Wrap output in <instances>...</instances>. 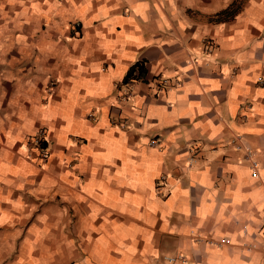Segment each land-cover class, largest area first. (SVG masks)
Segmentation results:
<instances>
[{
    "label": "crops",
    "instance_id": "0c3cea01",
    "mask_svg": "<svg viewBox=\"0 0 264 264\" xmlns=\"http://www.w3.org/2000/svg\"><path fill=\"white\" fill-rule=\"evenodd\" d=\"M233 1L0 0V264H264V0Z\"/></svg>",
    "mask_w": 264,
    "mask_h": 264
},
{
    "label": "built area",
    "instance_id": "2783aa9c",
    "mask_svg": "<svg viewBox=\"0 0 264 264\" xmlns=\"http://www.w3.org/2000/svg\"><path fill=\"white\" fill-rule=\"evenodd\" d=\"M51 86H49L50 88ZM46 132L43 128H39L36 130V132H34L30 138H29V143H33L34 145H36L38 147V156L42 159L45 160L46 156H47V149L45 147L46 144ZM237 141L239 143H237V148L242 149L244 154H245V158L249 161L250 163V167H251V174L253 177L257 176V169H258V163L252 158V151L251 149L245 145L244 143H242L241 139L237 136ZM154 141L150 142V145H154ZM207 243L209 244H224V243H228V239L226 237H222L219 240H215L214 238H208L205 240ZM249 248H253L252 246L247 247V249ZM183 261V256L181 255H177V256H170L167 257V261L170 264H176L177 261Z\"/></svg>",
    "mask_w": 264,
    "mask_h": 264
},
{
    "label": "trees",
    "instance_id": "16d2710c",
    "mask_svg": "<svg viewBox=\"0 0 264 264\" xmlns=\"http://www.w3.org/2000/svg\"><path fill=\"white\" fill-rule=\"evenodd\" d=\"M246 0H234L225 9L215 13L211 17V21L222 22L232 18L236 15L242 8ZM145 74V67L142 62H137L129 67L127 73L124 77V81H131L133 79L142 78Z\"/></svg>",
    "mask_w": 264,
    "mask_h": 264
}]
</instances>
